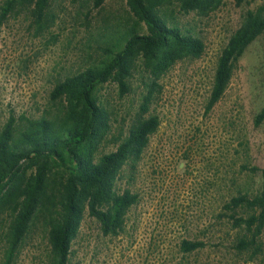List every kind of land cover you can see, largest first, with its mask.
Instances as JSON below:
<instances>
[{
    "label": "rangeland",
    "instance_id": "374dc122",
    "mask_svg": "<svg viewBox=\"0 0 264 264\" xmlns=\"http://www.w3.org/2000/svg\"><path fill=\"white\" fill-rule=\"evenodd\" d=\"M5 2L0 0L1 8ZM178 5L167 0L160 14L199 37L204 52L163 75L148 111L141 114L156 117L158 128L133 175L128 179L125 171L117 183L138 199L125 216L123 230L115 237L103 236L99 223L86 213L71 244L69 264H264V247L257 257L234 248L241 235L234 220L249 212L225 208L232 198L260 190L264 121L255 126L254 118L264 107V33L235 64L222 98L213 106L208 103L222 50L245 13L264 7V0L240 6L223 0L205 16L183 14ZM33 10V2L20 1L5 16L0 10V132L12 118L17 125L25 119L58 120L63 103L51 101L54 86L99 64L124 27L136 21L127 0H106L98 9L93 0H50L41 23ZM138 32L145 33L143 24ZM139 72H133L130 93L122 97L112 82L100 89L113 113L100 154L115 151L117 140L140 115L145 88ZM254 168L258 172L252 173ZM10 218L9 211L0 212V264L5 263ZM182 241L202 242L204 247L184 253ZM49 253L39 216L11 264H48Z\"/></svg>",
    "mask_w": 264,
    "mask_h": 264
},
{
    "label": "trees",
    "instance_id": "16d2710c",
    "mask_svg": "<svg viewBox=\"0 0 264 264\" xmlns=\"http://www.w3.org/2000/svg\"><path fill=\"white\" fill-rule=\"evenodd\" d=\"M17 1L33 2L34 17L41 23L50 0H6L0 7L2 14L5 16ZM105 1L93 0L94 8H101ZM166 1L127 0L136 21L133 26L124 27L119 40L106 49V58L54 86L51 101L63 103L58 120L25 119V123L17 125L12 118L0 132V212L9 211L11 215L4 264H11L18 245L39 216L47 230L48 264H69L71 244L86 213L99 223L103 236L115 237L123 230L125 216L138 199L130 190H120L117 183L125 171L128 179L133 175L150 136L158 128L156 117L143 118L141 114L148 111L163 75L178 62L198 59L204 52L199 37L168 23L160 14ZM246 1L234 0L236 6ZM177 2L183 14L205 16L221 6L223 0ZM140 24L145 33L138 32ZM263 33L264 7L247 11L219 56L209 106L222 98L235 64ZM137 70L145 88L140 115L117 140L115 151L100 154L113 116L100 89L112 82L120 97L130 93L129 82ZM263 121L264 107L255 116L254 125ZM256 171L252 169V173ZM260 176L257 194L232 198L225 206L249 212L246 218L234 220L233 225L241 230L234 248L251 257L260 255L264 247V170ZM203 247L198 241L180 244L184 253Z\"/></svg>",
    "mask_w": 264,
    "mask_h": 264
}]
</instances>
